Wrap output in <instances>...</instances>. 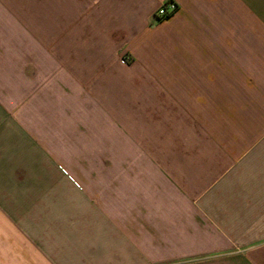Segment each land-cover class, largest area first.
I'll use <instances>...</instances> for the list:
<instances>
[{
    "label": "crops",
    "instance_id": "0c3cea01",
    "mask_svg": "<svg viewBox=\"0 0 264 264\" xmlns=\"http://www.w3.org/2000/svg\"><path fill=\"white\" fill-rule=\"evenodd\" d=\"M0 0V264H264V0Z\"/></svg>",
    "mask_w": 264,
    "mask_h": 264
},
{
    "label": "built area",
    "instance_id": "2783aa9c",
    "mask_svg": "<svg viewBox=\"0 0 264 264\" xmlns=\"http://www.w3.org/2000/svg\"><path fill=\"white\" fill-rule=\"evenodd\" d=\"M176 9H177V4L175 1L166 0L157 7L155 11V17L158 20L168 18L176 11Z\"/></svg>",
    "mask_w": 264,
    "mask_h": 264
}]
</instances>
